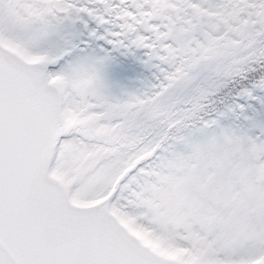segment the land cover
<instances>
[{
    "label": "snow or ice",
    "instance_id": "6c2138e0",
    "mask_svg": "<svg viewBox=\"0 0 264 264\" xmlns=\"http://www.w3.org/2000/svg\"><path fill=\"white\" fill-rule=\"evenodd\" d=\"M0 264H264V0H0Z\"/></svg>",
    "mask_w": 264,
    "mask_h": 264
}]
</instances>
